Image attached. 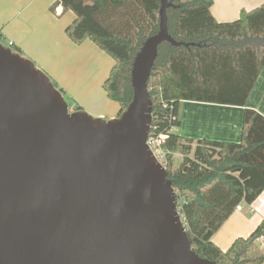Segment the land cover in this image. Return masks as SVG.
Wrapping results in <instances>:
<instances>
[{"label":"water","instance_id":"obj_1","mask_svg":"<svg viewBox=\"0 0 264 264\" xmlns=\"http://www.w3.org/2000/svg\"><path fill=\"white\" fill-rule=\"evenodd\" d=\"M160 31L137 53L117 118L70 112L34 62L0 44V264H217L193 249L167 169L148 138Z\"/></svg>","mask_w":264,"mask_h":264},{"label":"trees","instance_id":"obj_2","mask_svg":"<svg viewBox=\"0 0 264 264\" xmlns=\"http://www.w3.org/2000/svg\"><path fill=\"white\" fill-rule=\"evenodd\" d=\"M168 1L170 35L195 45H160L148 88L152 128L167 137L166 169L181 218L200 257L217 264H264V224L227 251L212 241L242 202L252 204L264 191V116L246 108L264 69V4L221 23L211 14L213 0ZM57 6L77 16L66 30L74 44L91 41L114 59L103 88L119 104L120 116L133 100L135 57L160 31L161 0H57L53 10ZM181 101L244 107L242 141L182 137L176 132Z\"/></svg>","mask_w":264,"mask_h":264},{"label":"crops","instance_id":"obj_3","mask_svg":"<svg viewBox=\"0 0 264 264\" xmlns=\"http://www.w3.org/2000/svg\"><path fill=\"white\" fill-rule=\"evenodd\" d=\"M89 3L92 0H84ZM57 0H0V38L8 41L9 47L16 53L29 57L44 71L52 75L59 85L58 73H67V77L79 78L81 87H86L81 72L75 73L76 64L84 61L88 52L99 47L91 41L82 45L74 44L66 34L67 28L76 20L72 12H63L62 6L53 10ZM264 4V0H213L210 9L218 22H232L238 19L241 11H251ZM13 46H10V43ZM105 74L98 75V81L104 84ZM65 77V79L67 78ZM84 89V90H85ZM76 96L78 111H86L95 118L106 120L118 117L119 104L111 101L103 90L93 93L84 91ZM246 108L253 109L264 116V69L262 70L247 101ZM71 111H77L70 108ZM244 107L220 104L181 101L179 103L180 126L176 132L184 138L218 142L242 141ZM228 218L212 241L223 251H227L238 238H248L259 226L264 224V191L252 203H241Z\"/></svg>","mask_w":264,"mask_h":264},{"label":"rangeland","instance_id":"obj_4","mask_svg":"<svg viewBox=\"0 0 264 264\" xmlns=\"http://www.w3.org/2000/svg\"><path fill=\"white\" fill-rule=\"evenodd\" d=\"M7 42L8 41L2 40L0 38L1 45H3L6 48H10L13 52H16V49L9 47ZM95 51L96 53L92 51L88 52L89 55L86 56V59L84 61H80L81 63H78L76 64L75 67H73V68H77L75 72L76 74L78 72H81V74L84 76V82H86L87 79H90L85 83V84H89L86 87V89L85 87H81L82 82H78L79 78L75 80L73 76L67 77V73L63 71L58 73V77L60 82L64 83V85L57 84L54 77L50 75L49 72L44 71L41 66L37 65L29 57H24L22 54L20 53L19 54L22 57L34 62L36 67L39 68L41 71H43L52 80V82L57 85L58 90L62 89V95L64 96V99L67 102L69 109L73 107L75 108V110H77L79 108V105L77 103L76 96L80 95L84 89H85L84 91L93 90L94 94L97 93L98 91L100 92V90H103L104 89L103 84H101L98 81V77H99L98 75H100L102 72V74H105L107 76L106 78H108L115 63L114 59L110 55L102 51L100 48L96 49ZM65 77L67 78L65 79ZM70 112H76V111L70 110Z\"/></svg>","mask_w":264,"mask_h":264},{"label":"built area","instance_id":"obj_5","mask_svg":"<svg viewBox=\"0 0 264 264\" xmlns=\"http://www.w3.org/2000/svg\"><path fill=\"white\" fill-rule=\"evenodd\" d=\"M10 46H13V43H10ZM164 108H168V104L164 103ZM156 128H152L151 126V131H150V135L148 138V144L152 150V152L154 153V155L156 156V158L158 159V161L166 168L168 165V158H169V151L166 148V135L165 134H158L155 132ZM238 211L242 210V206L241 204L236 208ZM262 245V249L264 250V241L260 240Z\"/></svg>","mask_w":264,"mask_h":264}]
</instances>
